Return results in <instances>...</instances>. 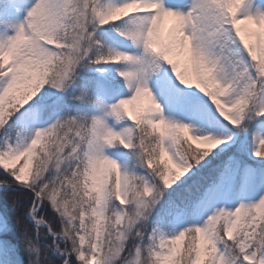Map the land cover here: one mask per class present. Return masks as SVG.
I'll return each mask as SVG.
<instances>
[{
  "label": "snow or ice",
  "instance_id": "1",
  "mask_svg": "<svg viewBox=\"0 0 264 264\" xmlns=\"http://www.w3.org/2000/svg\"><path fill=\"white\" fill-rule=\"evenodd\" d=\"M0 264H264V0H3Z\"/></svg>",
  "mask_w": 264,
  "mask_h": 264
},
{
  "label": "trees",
  "instance_id": "2",
  "mask_svg": "<svg viewBox=\"0 0 264 264\" xmlns=\"http://www.w3.org/2000/svg\"><path fill=\"white\" fill-rule=\"evenodd\" d=\"M5 238H7V239H9V240H13V242H15V240H14V237L11 235V234H9L7 237H5Z\"/></svg>",
  "mask_w": 264,
  "mask_h": 264
},
{
  "label": "rangeland",
  "instance_id": "3",
  "mask_svg": "<svg viewBox=\"0 0 264 264\" xmlns=\"http://www.w3.org/2000/svg\"><path fill=\"white\" fill-rule=\"evenodd\" d=\"M0 2H3V0H0ZM23 13H20V15L17 17L18 19H22Z\"/></svg>",
  "mask_w": 264,
  "mask_h": 264
}]
</instances>
